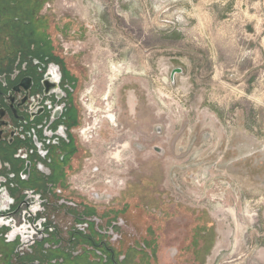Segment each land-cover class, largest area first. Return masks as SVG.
<instances>
[{"label":"rangeland","instance_id":"obj_1","mask_svg":"<svg viewBox=\"0 0 264 264\" xmlns=\"http://www.w3.org/2000/svg\"><path fill=\"white\" fill-rule=\"evenodd\" d=\"M9 1L0 0V64L34 41L54 49L73 71L69 115L78 117L80 151L63 174V165H55L54 179L95 207L93 213L126 220L119 230V252L127 255L122 264H264V63L242 84L225 78L220 67L217 74L203 55L201 77L192 70V52L206 48L198 39V15L241 6ZM12 2L13 9L3 10ZM18 15L24 20L15 23ZM178 66L184 73L172 81ZM109 101L116 126L103 116ZM113 140L123 145L111 157ZM5 159L17 163L11 154ZM83 258L63 264H102L91 254Z\"/></svg>","mask_w":264,"mask_h":264},{"label":"flooded vegetation","instance_id":"obj_2","mask_svg":"<svg viewBox=\"0 0 264 264\" xmlns=\"http://www.w3.org/2000/svg\"><path fill=\"white\" fill-rule=\"evenodd\" d=\"M7 58L0 64V259L4 264H63L91 254L102 264H122L127 255L119 252V230L126 220L93 213L95 207L54 179L55 165H63V174L68 158L80 151L74 142L78 117L69 115L75 109L73 71L41 42L21 46ZM110 84L105 101L112 94ZM105 103L103 116L116 126L112 103ZM87 131L82 130L86 138ZM113 142L111 157L123 145ZM3 148L17 163L5 159Z\"/></svg>","mask_w":264,"mask_h":264},{"label":"crops","instance_id":"obj_3","mask_svg":"<svg viewBox=\"0 0 264 264\" xmlns=\"http://www.w3.org/2000/svg\"><path fill=\"white\" fill-rule=\"evenodd\" d=\"M210 3L227 6L228 10L241 7L238 11L198 15L197 27L203 33L198 39L206 48L201 53L197 50L196 56L192 52L193 73L198 78L205 70L203 55L208 62H213L217 74L220 67L227 71L223 74L225 78L237 79L238 84L249 82L255 64L264 63V37L261 36L264 33V4L261 0H211ZM210 19L214 20V26L205 23Z\"/></svg>","mask_w":264,"mask_h":264},{"label":"trees","instance_id":"obj_4","mask_svg":"<svg viewBox=\"0 0 264 264\" xmlns=\"http://www.w3.org/2000/svg\"><path fill=\"white\" fill-rule=\"evenodd\" d=\"M8 1H9V0H8ZM9 3H11V2L9 1ZM12 3H13V5L6 3V4L4 5L3 10H4V9H7V10H9V9H13V6L15 5V3H14V2H12ZM6 5H7V6H6ZM21 16H22V14H21ZM23 20H24V18H21L20 15H18V18H17V20H16L15 23H19V21L22 22ZM25 20H28V21H29L28 24H33V23H34V21H32V20H29V19H25ZM24 23H25V22H24ZM25 24H26V23H25ZM31 34H33V32H32ZM13 54H14V53H13Z\"/></svg>","mask_w":264,"mask_h":264},{"label":"water","instance_id":"obj_5","mask_svg":"<svg viewBox=\"0 0 264 264\" xmlns=\"http://www.w3.org/2000/svg\"><path fill=\"white\" fill-rule=\"evenodd\" d=\"M183 72V69L181 68V67H176V68H174L173 70H172V72H171V79H172V81H174V79H175V75L176 74H180V73H182Z\"/></svg>","mask_w":264,"mask_h":264},{"label":"bare ground","instance_id":"obj_6","mask_svg":"<svg viewBox=\"0 0 264 264\" xmlns=\"http://www.w3.org/2000/svg\"><path fill=\"white\" fill-rule=\"evenodd\" d=\"M119 74H120L119 71H117V72L115 73V76L117 77Z\"/></svg>","mask_w":264,"mask_h":264},{"label":"built area","instance_id":"obj_7","mask_svg":"<svg viewBox=\"0 0 264 264\" xmlns=\"http://www.w3.org/2000/svg\"><path fill=\"white\" fill-rule=\"evenodd\" d=\"M263 1V3H264V0H262Z\"/></svg>","mask_w":264,"mask_h":264}]
</instances>
